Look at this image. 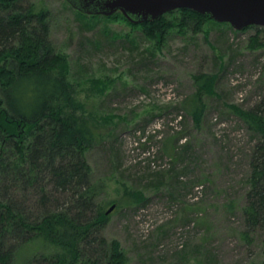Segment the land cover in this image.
Returning <instances> with one entry per match:
<instances>
[{"label": "rangeland", "instance_id": "374dc122", "mask_svg": "<svg viewBox=\"0 0 264 264\" xmlns=\"http://www.w3.org/2000/svg\"><path fill=\"white\" fill-rule=\"evenodd\" d=\"M32 1L48 9L49 40L95 127L84 155L103 236L120 244L125 264H261L264 232L240 235L254 140L233 110L262 95L257 30L211 19L194 33L175 14L158 42L121 13L90 19L65 0ZM199 75L216 85L200 93L195 120L180 103L198 93Z\"/></svg>", "mask_w": 264, "mask_h": 264}, {"label": "trees", "instance_id": "16d2710c", "mask_svg": "<svg viewBox=\"0 0 264 264\" xmlns=\"http://www.w3.org/2000/svg\"><path fill=\"white\" fill-rule=\"evenodd\" d=\"M175 14L181 28L194 33L211 20L180 9L129 23L160 42L174 26L167 17ZM96 17L107 19L87 18ZM48 19L42 2L0 0V264H13L16 254L19 264H125L120 244L103 236L107 217L84 155L97 140L95 127L54 52ZM249 29L257 30L255 46L264 45L258 43L264 29ZM261 81L262 95L251 107H233L254 140L240 232L248 241L264 232V69ZM214 82L199 75L198 93L180 103L195 120L202 115L200 93H212Z\"/></svg>", "mask_w": 264, "mask_h": 264}, {"label": "water", "instance_id": "95a60500", "mask_svg": "<svg viewBox=\"0 0 264 264\" xmlns=\"http://www.w3.org/2000/svg\"><path fill=\"white\" fill-rule=\"evenodd\" d=\"M83 15L110 17L119 12L132 24L150 23L163 15L187 9L227 23L236 31L264 28V0H65Z\"/></svg>", "mask_w": 264, "mask_h": 264}]
</instances>
